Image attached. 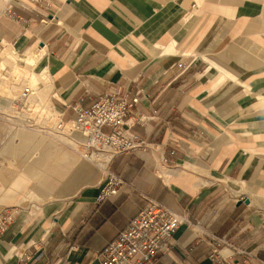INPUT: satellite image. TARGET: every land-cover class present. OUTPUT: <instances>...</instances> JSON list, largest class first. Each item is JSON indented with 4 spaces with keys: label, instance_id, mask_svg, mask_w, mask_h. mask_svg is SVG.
I'll return each instance as SVG.
<instances>
[{
    "label": "crops",
    "instance_id": "0c3cea01",
    "mask_svg": "<svg viewBox=\"0 0 264 264\" xmlns=\"http://www.w3.org/2000/svg\"><path fill=\"white\" fill-rule=\"evenodd\" d=\"M0 63L11 86L0 92V205L46 200L1 236L0 264H18V250L37 264H99L145 197L184 219L147 264H264V0H0ZM27 86L31 107L66 121L106 93L140 97L149 120L129 128L148 147L110 158L117 194L100 199L106 173L79 137L62 148L20 127L3 143Z\"/></svg>",
    "mask_w": 264,
    "mask_h": 264
},
{
    "label": "built area",
    "instance_id": "2783aa9c",
    "mask_svg": "<svg viewBox=\"0 0 264 264\" xmlns=\"http://www.w3.org/2000/svg\"><path fill=\"white\" fill-rule=\"evenodd\" d=\"M191 5L192 8L196 7L198 0H191ZM30 93V88H24L17 96L16 104L25 102ZM139 101V96L131 98L121 90L106 93L88 107L76 106L75 119L66 121L59 118L58 129H67L68 132L65 134L68 136L81 138L84 157L88 159L106 153L110 160L116 154L147 148L146 141L129 128L131 125L144 124L149 120L148 116L137 109L136 104ZM124 183L121 176L107 171L101 186L100 199L117 194ZM145 199L144 207L132 218L127 227L100 250L99 264H147L159 253L170 252L174 235L184 221L183 216L159 201L149 197ZM15 216L16 213L12 209L0 212V238L12 224ZM217 241L218 246L231 247L233 254L244 253L226 240ZM219 252L218 248L215 249V253ZM40 257L41 255L31 258L21 253L18 264H37L36 261ZM211 257L214 259L215 255ZM234 264H251V261L245 259Z\"/></svg>",
    "mask_w": 264,
    "mask_h": 264
},
{
    "label": "rangeland",
    "instance_id": "374dc122",
    "mask_svg": "<svg viewBox=\"0 0 264 264\" xmlns=\"http://www.w3.org/2000/svg\"><path fill=\"white\" fill-rule=\"evenodd\" d=\"M11 57L13 58V56H11ZM35 57L36 58L38 57V59H37L38 61L36 62V65H38L39 60H40L39 58L41 56L38 55L35 52ZM27 60H26V64L25 65H28ZM1 67H2V64L0 65V69H1ZM21 78L24 79L23 82H21L22 88H23L26 85V83L24 82L25 79L29 80V78L27 76H23ZM19 80L20 79L18 77V80H16V82H20ZM48 80H49V78H47L46 80L42 81L41 84H43V86H46ZM4 81L0 82V92L1 93H6V92L10 91V87L11 86L6 81V78L4 79ZM21 90L22 89H19L17 91V94H20ZM6 94H10V93H6ZM29 107L33 108V109L28 110ZM8 111H9L8 116L10 118L9 134L3 139V143H5L14 134V132L18 128L27 127V128H31V129H33L35 131L40 132L41 134L45 135L48 138H53L54 140L57 141V144L59 146H61L62 148L64 146H69V145L75 146V145H73L71 143H68L67 139L65 138V137H68V135L65 134V132H68L67 129L66 130L58 129L56 124L58 123L59 118L56 115H52V111L50 110V108L47 105H46V107L45 106L41 107L40 105H36L35 107H31L30 101L27 99L25 102H23L20 105H17L16 103H12L11 106H10V109ZM33 118L35 119L34 123H36L34 125L27 124V123L23 122L25 119L28 120V119H33ZM74 137L77 138L76 136H71V137H68V138H70V139L73 138L72 140H75ZM75 141L77 142L79 147L81 146L80 147L81 151L84 153V148H83V146L81 144H79L78 139L75 140ZM89 159H90V161L88 163H91V164H93L95 166L103 163L102 156H99V157L95 156V157H92V158H89ZM107 168L102 171V175L107 173V170H108ZM28 191L33 192L30 184L28 186ZM45 202H46V200H44L43 197L40 196L38 198H34V200L30 201L26 205L25 204H21V203H11V204L0 205V212L3 211L4 209H12L16 213L15 218L19 217L20 215H23L27 219V218L31 217V213H34V212L38 211V209L40 207H42V204H44ZM18 252H19V255H20L21 254L20 250H18Z\"/></svg>",
    "mask_w": 264,
    "mask_h": 264
},
{
    "label": "bare ground",
    "instance_id": "6f19581e",
    "mask_svg": "<svg viewBox=\"0 0 264 264\" xmlns=\"http://www.w3.org/2000/svg\"><path fill=\"white\" fill-rule=\"evenodd\" d=\"M27 87L31 89V92L33 91V89L30 86H27ZM56 126L58 127V123L56 124ZM101 156H102L103 163L102 164H99L97 166H100L101 168L106 169L107 168V165L109 163V156L106 153H103ZM88 160H90V159H88Z\"/></svg>",
    "mask_w": 264,
    "mask_h": 264
},
{
    "label": "water",
    "instance_id": "95a60500",
    "mask_svg": "<svg viewBox=\"0 0 264 264\" xmlns=\"http://www.w3.org/2000/svg\"><path fill=\"white\" fill-rule=\"evenodd\" d=\"M242 202L249 203L250 200H249V198H247V197H243V198H241V199L239 200V204H241Z\"/></svg>",
    "mask_w": 264,
    "mask_h": 264
}]
</instances>
